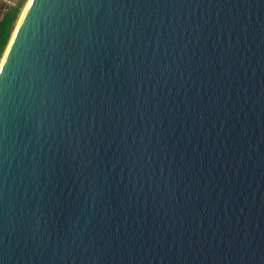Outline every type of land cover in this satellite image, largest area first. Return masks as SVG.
Wrapping results in <instances>:
<instances>
[{"label":"water","instance_id":"obj_1","mask_svg":"<svg viewBox=\"0 0 264 264\" xmlns=\"http://www.w3.org/2000/svg\"><path fill=\"white\" fill-rule=\"evenodd\" d=\"M0 71V264H264V0H35Z\"/></svg>","mask_w":264,"mask_h":264},{"label":"trees","instance_id":"obj_2","mask_svg":"<svg viewBox=\"0 0 264 264\" xmlns=\"http://www.w3.org/2000/svg\"><path fill=\"white\" fill-rule=\"evenodd\" d=\"M27 0H16L9 5L2 13L0 18V59L8 44L10 36L14 30L16 22L18 21L21 9Z\"/></svg>","mask_w":264,"mask_h":264},{"label":"bare ground","instance_id":"obj_3","mask_svg":"<svg viewBox=\"0 0 264 264\" xmlns=\"http://www.w3.org/2000/svg\"><path fill=\"white\" fill-rule=\"evenodd\" d=\"M34 1H35V0H28V1H27V4H26L24 10H23V12L21 13V16H20V19H19V21H18V24L16 25V28H15L13 34H12V37H11V39H10V42H9L8 45H7V48H6L5 53H4V55H3L2 61H4V59H5V57H6L7 53H8V51H9L11 45H12V42H13V40H14V38H15V35H16V33H17V30H18V28H19V26H20V24H21V22H22V20H23V18H24V16H25L27 10H28L29 7L34 3Z\"/></svg>","mask_w":264,"mask_h":264},{"label":"rangeland","instance_id":"obj_4","mask_svg":"<svg viewBox=\"0 0 264 264\" xmlns=\"http://www.w3.org/2000/svg\"><path fill=\"white\" fill-rule=\"evenodd\" d=\"M15 1H16V0H0V18H1V16H2L3 11H4L9 5L13 4ZM27 1H28V0H27ZM27 1H26V3L24 4L23 8L21 9V12H20V14H19V17H18V19H17L18 21H19V19H20L21 13L23 12V10H24V8H25V6H26V4H27ZM18 21L16 22V25L18 24ZM16 25H15V27H14V30H15V28H16ZM14 30H13V32H14ZM13 32H12V34H13ZM12 34H11V36H10V39H11V37H12ZM10 39H9L8 43L10 42ZM7 45H8V44H7ZM6 48H7V46H6ZM6 48H5V50H6ZM5 50H4V53H5ZM4 53H3V55H4ZM3 55H2V57H1L0 60H2Z\"/></svg>","mask_w":264,"mask_h":264},{"label":"snow or ice","instance_id":"obj_5","mask_svg":"<svg viewBox=\"0 0 264 264\" xmlns=\"http://www.w3.org/2000/svg\"><path fill=\"white\" fill-rule=\"evenodd\" d=\"M4 69V62L0 60V71H3Z\"/></svg>","mask_w":264,"mask_h":264}]
</instances>
